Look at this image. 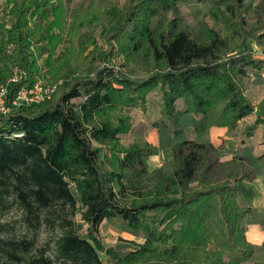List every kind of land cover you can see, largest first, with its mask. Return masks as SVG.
I'll list each match as a JSON object with an SVG mask.
<instances>
[{
	"label": "trees",
	"instance_id": "16d2710c",
	"mask_svg": "<svg viewBox=\"0 0 264 264\" xmlns=\"http://www.w3.org/2000/svg\"><path fill=\"white\" fill-rule=\"evenodd\" d=\"M121 1L106 9L91 3L71 16L65 0H7L0 86L8 89L11 110L0 114V206L11 198L36 229L42 215L58 207L62 234L54 254L65 264H105L102 256L115 255L99 238L104 222H121L144 237L111 264H264L247 239L255 199L248 185L257 178L251 161H222L212 144L187 139L172 147L167 175L147 169L155 152L149 144L121 145L133 132L125 110H145L158 89L162 116L172 120L175 135L182 115L190 116L198 135L212 128L231 133L252 115L260 117L241 81L263 64L251 57L248 42L264 49L263 5L214 0L210 16L223 29L204 21L193 35L179 19L162 21L183 0ZM87 29L99 35L81 41ZM64 36L70 46L57 56ZM39 45L48 48L43 65ZM115 54L126 65L142 59L150 76L131 79L125 65H111ZM39 80L56 87L51 99L13 107L18 91ZM151 213L164 216L150 219ZM77 214L88 226L85 236L70 219ZM44 220L56 225L50 216ZM31 246L0 241V251L16 260Z\"/></svg>",
	"mask_w": 264,
	"mask_h": 264
},
{
	"label": "rangeland",
	"instance_id": "374dc122",
	"mask_svg": "<svg viewBox=\"0 0 264 264\" xmlns=\"http://www.w3.org/2000/svg\"><path fill=\"white\" fill-rule=\"evenodd\" d=\"M213 1L183 0L172 12L165 14L162 21L167 24L173 19H179L183 23V27H187L193 35L199 29L200 23L204 21L214 29L221 30L223 29L222 26L210 16ZM247 1L255 2V5L262 4L264 11V0ZM119 2L120 6L123 5L121 0H65V5L70 15L73 16L75 13L87 9L91 3H95L99 7L106 9L114 7ZM6 6L7 0H0V24L7 22L4 15ZM99 32V29H87L81 34V41H85L91 33L98 36ZM98 42L104 49L108 48L104 39L98 38ZM248 42L252 58L258 60L255 57H258V55L259 57L264 56V49L258 46L254 39H249ZM69 46L70 40L64 36L63 44L58 47L56 55L60 56ZM35 49L39 64L43 65V62L48 57V48L44 45H39ZM111 65L118 70H120L122 65H125L126 68L123 69L126 74L135 81L146 80L151 74L140 58L130 65H126V58L115 54ZM261 70L262 66L257 72L252 69L249 70L247 77L241 81L246 97L252 102L257 114L260 112V117H257L256 114L252 115L242 121L231 133H228L226 129L227 132L222 133V138L220 135L217 138L216 132H212L209 135L210 141L218 146L222 161L236 156H243L253 163L259 176V181L256 184L255 180L248 187L254 190L256 185H261L262 187H256V189L259 192L262 191L264 194V163L261 160V157L264 155V73ZM41 79L46 85H49L42 77ZM163 107L162 93L158 89L150 97L145 110H125L126 114L131 117L133 132L121 138V145L129 147L136 142L149 144L155 152L153 156L147 159V169L150 172H154L162 168L167 175H172L174 167L172 162V147L187 139L203 142L204 134H195L191 127L192 121L190 116L182 115L179 119V135H175L176 128L172 125V120L162 116ZM177 110L181 112L182 108L178 107ZM253 207L254 213L246 220L247 234L250 229L258 225L262 234H264V195H261V199L257 201V204L253 203ZM58 211L59 208L55 207L49 210L48 213H44L41 218V224L36 229L34 225L32 226L24 221L22 210L18 205L13 203L11 198H8L4 202V206H0V225L3 227L0 230V241L5 243L10 241L20 243L25 240L31 241L32 246L27 253H19V260L13 259L9 253L6 254V252L0 251V264H65L59 261L54 254L55 244L62 234L59 226L60 219L57 217ZM46 215L50 216L51 220L56 221L55 226H51L45 222L44 218ZM163 216V213H151L150 219H161ZM70 219L79 233L85 236L88 226L82 221L80 214L76 216L70 215ZM99 238L106 248H111L115 252L113 256H102L105 264H111L115 259L127 256L138 245L144 243L143 235L130 233L121 222H104L99 230ZM263 244L258 246L259 249L256 253V257L261 260H264ZM3 246L7 248L6 244Z\"/></svg>",
	"mask_w": 264,
	"mask_h": 264
},
{
	"label": "built area",
	"instance_id": "2783aa9c",
	"mask_svg": "<svg viewBox=\"0 0 264 264\" xmlns=\"http://www.w3.org/2000/svg\"><path fill=\"white\" fill-rule=\"evenodd\" d=\"M17 76L11 82H16ZM54 88L47 87L42 81H36L32 86L22 87L12 103L13 107L21 105H40L50 100ZM8 89L0 86V114H8L11 108L7 105Z\"/></svg>",
	"mask_w": 264,
	"mask_h": 264
},
{
	"label": "crops",
	"instance_id": "0c3cea01",
	"mask_svg": "<svg viewBox=\"0 0 264 264\" xmlns=\"http://www.w3.org/2000/svg\"><path fill=\"white\" fill-rule=\"evenodd\" d=\"M255 58H257L258 60H261V61H263V64H262V70H261V72L262 73H264L263 72V67H264V56L262 57V56H260L259 57V55H258V57H255ZM212 132H216V135H217V138H218V135H220L221 136V138L223 137V135H222V133H225V132H227L226 131V129H222V128H212L211 130H209L208 132H206L205 134H204V137H203V142L202 143H206V144H212L213 146H215L216 148H218V146H216V145H214V142H212V141H210V135L209 134H211ZM209 135V136H208ZM219 149V148H218ZM232 158H229V159H225L224 161H228V160H231ZM259 176L257 175V179H256V181H255V183L257 184L258 183V181H259ZM264 180V179H263ZM261 183H262V181H261ZM254 186V185H253ZM252 186V187H253ZM261 186V185H260ZM259 185H256V187L258 188V187H260ZM256 187H255V189H254V192H255V199H254V204H257V201L259 200V199H261V195H264L263 193H262V191H258L257 189H256ZM262 187V186H261ZM256 206V205H255ZM247 238H248V240H249V242H251L252 244H254V245H257V246H261L262 244H263V242H264V234H262V232H261V229L259 228V225L258 226H254L252 229H250V231L248 232V234H247Z\"/></svg>",
	"mask_w": 264,
	"mask_h": 264
}]
</instances>
